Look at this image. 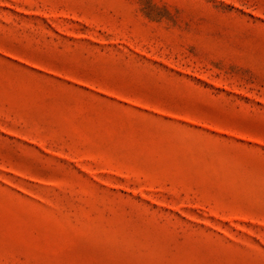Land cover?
Segmentation results:
<instances>
[{
  "label": "rangeland",
  "instance_id": "374dc122",
  "mask_svg": "<svg viewBox=\"0 0 264 264\" xmlns=\"http://www.w3.org/2000/svg\"><path fill=\"white\" fill-rule=\"evenodd\" d=\"M0 264H264V0H0Z\"/></svg>",
  "mask_w": 264,
  "mask_h": 264
}]
</instances>
